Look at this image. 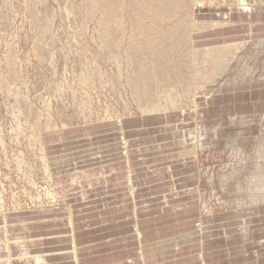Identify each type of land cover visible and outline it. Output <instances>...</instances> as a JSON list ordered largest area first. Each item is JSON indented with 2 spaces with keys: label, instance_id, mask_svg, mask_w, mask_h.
Returning <instances> with one entry per match:
<instances>
[{
  "label": "rangeland",
  "instance_id": "rangeland-1",
  "mask_svg": "<svg viewBox=\"0 0 264 264\" xmlns=\"http://www.w3.org/2000/svg\"><path fill=\"white\" fill-rule=\"evenodd\" d=\"M230 3L231 0L219 4L208 0H0V194L4 200L0 203V235L5 238L3 242H14L16 233L50 240L73 231L72 242H42L34 250L30 248V254L57 255L56 259L47 257L49 264L70 261L78 264V258L79 264H144L152 254H159L163 261L171 259L181 247L193 244L194 237L198 243L201 233H207L203 240L212 246L205 249L210 253L206 264L218 261L216 258L222 264H256L261 258L259 264H264V239L256 240L257 248L248 253L243 249L246 241L238 238L264 230V202L251 205L248 191L257 176L255 163L260 156L264 159V0H235L234 6ZM225 14L236 16L229 19ZM216 22L245 28L236 30L235 34L192 33L215 26ZM233 35L236 39L231 40L235 42L215 44ZM190 37H199L203 44H193ZM230 44L240 49L219 70L213 64H203L202 56L194 62L188 53L202 51L207 45L214 48ZM197 71L204 82L198 84L204 88L194 96L202 97L204 93L209 99L204 104V113L195 117V123L198 127L206 125L205 140L213 143L203 150L198 147L193 159L192 154L181 152L185 149L170 134L158 149L163 138L150 140L144 131L158 126L157 123L164 126L166 115L172 123L181 122L180 114H176L180 109L164 110L161 105L166 100L156 96L164 89L161 84L178 87L179 81L185 86ZM145 75L149 79L147 84L141 80ZM185 102L186 111L196 107L189 99ZM43 104L49 105L43 108ZM151 105L159 106L158 112L143 114L142 110ZM232 117L235 122H231ZM256 117L245 127L238 122ZM48 122H51L49 128ZM31 124L38 125L36 130H32ZM52 128L68 130L60 136L43 137L44 130ZM144 128L140 133L121 136ZM216 130L218 137L214 139ZM126 140L129 144L125 149ZM191 144L188 143L189 150L194 147ZM66 154L71 156L48 164L51 178L46 180L41 156L50 160L52 156ZM25 163L33 169L27 170ZM166 165L178 166L180 189L188 191L192 185L196 187V196L189 207L185 205V209L177 210L172 216L174 213L162 212L167 208L165 201L161 206L155 204L154 210L160 209L157 213L143 209L146 206L135 208L134 195H139L141 201H150L152 194L165 192L153 188L168 180L154 178L150 172L162 170ZM75 168H89V174L74 182L72 178L79 174ZM141 178L146 181H140ZM50 191L53 195L47 196ZM81 192L90 193L95 205L73 211L71 204L79 201L73 199ZM253 208L262 212L252 222H246L247 216L236 217V213L245 214ZM153 214L167 224H161V235L140 241L136 225ZM173 216L180 219L170 223L168 218ZM211 218L213 221L207 223ZM70 221L73 226L69 229L64 224ZM188 221L190 228L169 233L188 227ZM23 226L30 230V235L21 232ZM60 228H64L63 232H59ZM221 251L223 254L217 255ZM18 254L19 250L15 249L12 256L19 257Z\"/></svg>",
  "mask_w": 264,
  "mask_h": 264
},
{
  "label": "bare ground",
  "instance_id": "bare-ground-1",
  "mask_svg": "<svg viewBox=\"0 0 264 264\" xmlns=\"http://www.w3.org/2000/svg\"><path fill=\"white\" fill-rule=\"evenodd\" d=\"M177 1V0H176ZM222 2V0H208V2L209 3H214V4H219V3H221ZM234 1L235 0H231V6H234L235 4H234ZM219 2V3H218ZM244 2V1H243ZM250 2H252V1H250ZM167 3V2H166ZM177 3V2H176ZM171 4V3H170ZM179 4V3H178ZM172 7V6H171ZM176 8V7H175ZM233 8V7H232ZM178 9V8H177ZM245 12H249V11H245ZM225 16L227 17V18H231V19H233L232 18V16H236V14H232V15H228V14H225ZM217 23V22H216ZM194 28V27H193ZM242 28H245V27H243L242 25H234V24H227V25H222V24H220V23H217V24H215V26H214V24H213V26H211L210 28H206V29H198V30H193L192 31V33H198V35L200 36L201 34H214V33H217V32H221V31H223V34H224V31H228V32H231V34H235L236 32V30H238V29H242ZM191 33V32H190ZM192 33H191V37H192ZM43 34V33H42ZM197 35V34H196ZM190 37V38H191ZM210 37V36H209ZM44 38V37H43ZM188 38V37H187ZM231 39H236L235 38V35H233V36H231V38H223L222 39V41L221 40H219V41H215V44H219V45H223L224 46V44H226V43H233V42H235V40H231ZM191 40H192V42H193V44H203V43H201L200 41H198L199 40V37L198 38H194V39H192L191 38ZM187 41H189V40H187ZM102 42V41H101ZM238 42V41H237ZM240 42V41H239ZM205 43H209L208 41H206ZM245 44V43H244ZM231 45V44H230ZM228 46V47H221V46H219L218 47V45H217V47H214V48H210L209 47V45H207V46H204L205 48L201 51L200 49H202V48H200L199 50L200 51H198V50H190V51H188V53H189V55H191V57L193 58L192 60L195 62H197V58L199 57V56H202V63L203 64H213L214 65V67H216L218 70L219 69H221L225 64H227L229 61H227V60H229L228 58L230 57V56H232V55H234V53L235 52H237L239 49H240V46H238V45H231V46ZM189 47V46H188ZM187 53V54H188ZM144 54V53H143ZM167 55V54H166ZM188 55V56H189ZM146 56V55H145ZM235 56V55H234ZM189 58H190V56H189ZM148 60V59H147ZM144 61V60H143ZM192 61V62H193ZM146 62V61H145ZM148 63V62H147ZM199 63V62H198ZM230 63V62H229ZM228 63V64H229ZM193 64H195V63H193ZM201 64V63H200ZM200 64H199V66H200ZM132 65V64H131ZM151 65V64H150ZM152 66V65H151ZM154 66V65H153ZM157 66V65H156ZM205 66V65H204ZM148 67V66H147ZM160 67V66H159ZM228 67V66H227ZM143 68H144V66H143ZM203 69V68H202ZM139 70V69H138ZM223 70V69H222ZM137 71V70H136ZM147 71V70H146ZM154 71V70H153ZM135 73V72H134ZM144 73V72H143ZM145 74V73H144ZM150 74H151V71H150ZM137 75V74H136ZM147 75H148V72H147ZM152 75V74H151ZM161 75V74H160ZM149 76V75H148ZM154 76H156V75H154ZM158 76V75H157ZM200 77V80H198V77ZM217 77H219L220 75H216ZM156 78V77H155ZM138 79V78H137ZM139 79H140V77H139ZM202 76H201V74H200V72L199 71H197V73L195 72V74L194 75H192V80L189 82V83H187L185 86H183L182 85V83L181 82H179L178 81V84H179V86L177 87V86H175L174 84H171V83H167V82H165V84H166V86L164 85V84H161V86H164V89L162 90V91H160L159 92V95L158 96H156V97H158V98H164L165 100H166V102L167 103H165L164 105H161V107L164 109V110H176L175 112H177L178 110L177 109H180L179 111L180 112H178V113H176V114H180V119H181V122H183V123H188V132H184V135H183V138H182V143H181V147H183L185 150H183L182 151V153L183 154H187L188 155V153H190V154H192V158L194 159L195 158V156H196V150L198 149V147L200 148V150H203V148H204V146H206V147H209V146H211V144L213 143V142H211L212 140V138L213 137H210V140L211 141H209V143L205 140V136H207L206 134H205V131L207 130L206 129V126H204L203 124H200L199 125V127H202L201 129H199L198 131H197V129L199 128L198 127V125L195 123V117L197 116V115H199V114H202V113H204V110H205V108H204V104L208 101V96L206 95V94H204V93H201L203 96L201 97H199V96H197V95H195L194 96V94H195V92L197 93L198 92V90H201L202 92H203V86H201V85H204V82H202ZM141 80H142V82H144V84L146 83L147 84V82L149 81V79L146 77V75L145 76H142L141 77ZM140 80V81H141ZM208 80H212L211 79V77H208ZM156 82H157V80H155ZM199 81H201V85H199L198 84V82ZM135 82H137V81H135ZM236 82V81H235ZM177 83V82H176ZM206 83H207V81H206ZM141 84V83H140ZM157 84V83H156ZM155 84V85H156ZM181 84V85H180ZM143 85V84H142ZM141 85V86H142ZM149 85V84H148ZM144 86V85H143ZM160 86V85H159ZM222 86V85H221ZM139 87V86H138ZM154 87V86H153ZM135 88V87H134ZM149 88V87H148ZM156 88H158V87H156ZM142 89H144V87L142 88ZM160 90H161V88H159ZM133 90V89H132ZM132 90H131V92H132ZM139 90V89H138ZM145 90V89H144ZM135 91V90H134ZM157 91V90H156ZM130 92V93H131ZM136 92V91H135ZM134 92V93H135ZM146 92V91H145ZM133 93V92H132ZM152 93H153V90H152ZM151 93V94H152ZM233 93V92H232ZM145 94V93H144ZM149 95V94H148ZM154 95V94H153ZM145 96V95H144ZM138 98V97H137ZM149 98V97H148ZM155 99V98H154ZM191 100V102H195L194 104H195V108H194V110L193 111H186L185 110V107H187V105L185 104L186 102L185 101H187V100ZM160 101V99H157V101ZM198 100V102H196ZM154 102V101H153ZM162 102V101H161ZM189 102V101H188ZM187 102V103H188ZM199 102H200V104H199ZM135 103V102H134ZM143 103V102H142ZM46 104V103H45ZM150 104V103H149ZM190 104V103H189ZM49 105V104H48ZM47 105V106H48ZM43 108H45V107H47V106H45L44 104H43ZM189 106H191V105H189ZM134 107H135V105H134ZM133 107V108H134ZM139 106H137V108H138ZM208 107V106H207ZM159 106L158 107H156V106H153V105H151V106H149V107H147L146 109H144V110H142V112H143V114H155V113H157L158 112V110H159ZM32 109V108H31ZM39 109V108H38ZM49 109V108H48ZM33 110V109H32ZM130 110V109H129ZM140 110H141V108H140ZM35 111V110H34ZM39 111V110H38ZM111 111V110H110ZM49 112H50V110H49ZM125 112H126V110H125ZM129 112V111H128ZM132 112V111H131ZM130 112V113H131ZM167 112V111H166ZM43 113V112H42ZM111 113H112V111H111ZM117 113H119V112H117ZM173 113V112H172ZM35 114V113H34ZM37 114V113H36ZM39 114V113H38ZM44 114V113H43ZM42 114V115H43ZM109 115H110V113H108ZM124 114H127V113H124ZM165 114V113H164ZM33 115V114H32ZM40 115V114H39ZM38 115V116H39ZM106 115V114H105ZM112 115V114H111ZM114 115H116V113L114 114ZM130 115V114H129ZM141 115H142V113H141ZM36 116V115H35ZM121 116V115H120ZM168 115H166V117L164 118V126H163V128H165L166 126H169L170 124H172V121H171V119L169 118V117H167ZM202 116H204V115H202ZM40 117V116H39ZM53 117V116H52ZM107 117V116H106ZM116 117V116H115ZM135 117V116H134ZM145 117V116H144ZM235 117H237V116H235ZM36 118V117H35ZM108 118H110V117H108ZM119 118V117H118ZM125 118V117H124ZM128 118H130V117H128ZM149 118V117H148ZM188 118V119H187ZM258 117H256V118H246V119H240V120H238V122L239 123H241L242 124V126H248V125H250V124H252L253 122V120H255V119H257ZM43 119V118H42ZM41 119V120H42ZM86 119H87V116H86ZM92 119V118H91ZM95 119V118H94ZM112 119V118H111ZM121 119V118H120ZM170 119V120H169ZM187 119V120H186ZM231 119V122H235L236 120H235V118H230ZM100 120V119H99ZM102 120H103V118H102ZM105 120V119H104ZM45 121V120H44ZM88 121V120H87ZM97 121V120H96ZM107 121V120H106ZM112 121V120H111ZM68 122V121H67ZM81 122H83V121H81ZM101 122V121H100ZM105 122V121H104ZM180 122V121H179ZM221 122H223V121H221ZM31 123V122H30ZM50 123L51 122H48V125H47V128H49V126H50ZM92 123V122H91ZM120 124V123H119ZM152 124V123H151ZM22 125V124H21ZM32 126H31V128H32V130H36V128H37V126L38 125H36V126H33V124H31ZM74 126H75V124H73ZM66 126V125H65ZM72 126V125H71ZM80 127V126H79ZM125 127V126H124ZM71 128V127H70ZM83 128H88V127H83ZM90 128V127H89ZM115 128V127H114ZM156 128V127H155ZM160 128H162V127H159V129ZM162 128V129H163ZM249 128V127H248ZM26 129V128H25ZM40 129L41 128H39V132H40ZM66 130H68V129H64V128H62V130H59V129H57V128H52V129H46V130H44V132H46L44 135H43V137H45V138H48V137H50L51 135H53V134H61L62 133V131H66ZM139 130V129H138ZM155 130V129H154ZM172 130V129H171ZM170 130V131H171ZM120 131V130H119ZM134 131V130H133ZM132 130H131V134L133 133L134 134V132H133ZM137 131V130H136ZM135 131V132H136ZM140 131V130H139ZM148 131H149V129H148ZM25 132V131H24ZM37 132V131H36ZM123 133V132H122ZM128 133V132H127ZM126 133V134H127ZM137 133V132H136ZM115 134V133H114ZM168 133H166V135H167ZM197 134L200 136L199 137V139L197 138ZM111 135V134H110ZM125 135V133H123L121 136L122 137H125L124 136ZM153 135V134H152ZM60 136V135H59ZM131 136V135H130ZM154 136V135H153ZM165 136V135H164ZM23 137V136H22ZM25 137V136H24ZM156 137V136H155ZM160 137H162L161 135H160ZM217 137H218V134H217V130L215 131V133H214V139H217ZM120 138V137H119ZM241 138H242V136H241ZM244 138V137H243ZM258 138V137H257ZM157 140H158V137L156 138ZM181 139V138H180ZM258 140V139H257ZM30 141V140H29ZM36 141V140H35ZM89 141V140H88ZM103 141V140H102ZM31 142H32V140H31ZM34 142V141H33ZM92 142V141H91ZM36 143V142H35ZM43 143V142H42ZM59 143V142H58ZM62 143V142H61ZM188 143H192L191 145L192 146H194L193 147V149L192 150H189L188 149ZM66 144V143H65ZM94 144V143H93ZM128 144H129V141H123V146H125V149L127 148V146H128ZM237 144H238V142H237ZM258 144V143H257ZM34 146V145H33ZM42 146V145H41ZM49 146V145H48ZM56 146H58V144L56 145ZM196 146H197V148H196ZM51 147H53V145L52 146H50L49 148H51ZM54 147H55V144H54ZM186 147V148H185ZM261 147V146H260ZM68 148V147H67ZM69 148H71V147H69ZM100 148V147H99ZM192 148V147H191ZM30 149H32V148H30ZM34 149V148H33ZM32 149V150H33ZM46 149V148H45ZM55 149H57V148H55ZM59 149V148H58ZM58 149L56 150V151H58ZM258 150H259V148H257ZM262 149V148H261ZM38 150V149H37ZM257 150V151H258ZM34 151V150H33ZM52 151V150H51ZM55 151V150H54ZM195 151V152H194ZM260 151V150H259ZM31 153H32V151H30ZM96 152V151H95ZM99 152V151H98ZM203 152V151H202ZM211 152V151H210ZM38 153V152H37ZM64 153H66V151H64ZM100 153V152H99ZM233 153V152H232ZM241 153V152H240ZM39 154H41V153H39ZM44 154H46V153H44ZM48 154V153H47ZM21 155V154H20ZM233 155V154H232ZM48 156V155H47ZM66 156H68V157H70L71 155H68V154H66V155H58V156H52L51 158H49L50 160H47L45 157H42L41 156V167L43 168V172L42 173H44L43 175L45 176V179L46 180H50L49 178H51V172H50V169H49V166H48V164L51 162V161H55V163H56V161H59V160H63V158L65 157V158H68V157H66ZM36 157V156H35ZM39 157V156H38ZM38 157H37V159H38ZM131 157V156H130ZM43 158V159H42ZM120 158V157H119ZM133 158V157H132ZM117 159V158H116ZM9 161V160H8ZM12 161V160H11ZM246 161V160H245ZM244 161V162H245ZM256 161V160H255ZM10 162V161H9ZM13 162V161H12ZM19 163H21V162H19ZM40 163V162H39ZM26 164V163H25ZM26 165H28V164H26ZM25 165V166H26ZM34 166V165H33ZM168 166H171V165H167V167ZM246 166V165H245ZM244 166V167H245ZM255 166H256V173H257V176L254 178L255 179V182L253 183V185L252 186H249L248 187V191L250 192V203H251V205H256V204H258V203H261V202H264V175L262 174V170H263V166H264V159H263V157L262 156H260V158H259V160L255 163ZM27 167V170H30L31 168L33 169V167H31V166H26ZM40 167V170L42 169ZM248 167V166H247ZM250 167H251V165H250ZM246 168V167H245ZM83 169V168H82ZM82 169H78V168H75V171H76V173H79V174H77V175H75V178H73L74 179V182H76V181H81L80 180V177H82L83 176V174H82V172H83V170ZM169 169V168H168ZM225 169V168H224ZM244 169V168H243ZM252 169V168H251ZM35 170H37L36 168H35ZM62 169H59V171H61ZM227 170V169H226ZM245 171V170H244ZM243 171V172H244ZM248 172H249V170H247ZM86 172V171H85ZM227 172V171H226ZM27 172H25V174H26ZM31 173V172H30ZM168 174L170 175L171 174V172L170 171H168ZM222 174V173H221ZM241 174H242V171H241ZM217 175V174H216ZM219 175H220V173H219ZM223 175H225V174H223ZM33 176H34V174H33ZM171 176V175H170ZM27 177V176H26ZM32 177V176H31ZM225 177V176H224ZM28 178V177H27ZM39 178V177H38ZM63 178V177H62ZM226 178V177H225ZM29 179V178H28ZM42 179V178H41ZM211 179V178H210ZM46 180H44V182L46 181ZM212 180V179H211ZM234 180V179H233ZM30 181V180H29ZM216 181V180H215ZM220 181V180H219ZM35 184V183H34ZM46 184V183H45ZM50 183H48V185H49ZM209 185V184H208ZM35 186V185H34ZM210 186V185H209ZM40 187V186H39ZM46 187H48L47 185H46ZM45 187V188H46ZM52 187V186H51ZM220 187V186H219ZM224 187V186H223ZM33 188H35V187H33ZM32 188V189H33ZM130 188H131V186H130ZM50 189V188H49ZM37 190V189H36ZM36 190H35V192H36ZM43 190V189H42ZM45 190V189H44ZM194 190V191H193ZM193 190H183L182 192H178V191H181V190H173V191H171L170 193H167V194H164V195H161V196H152V198L153 199H149L150 201H147V200H144V201H141L140 199L138 200V199H135V208H137V209H141V208H143L144 206H146V207H144L143 209H147L148 211H151L152 210V212H155V213H157V211H159L158 209H157V211L156 210H154V208H156L157 206L155 205V204H157L158 203V206H161V205H163L164 204V201H165V204L164 205H166V207L167 208H164L163 210H162V212L163 211H167L166 213H174V214H171V216L172 215H176L175 213L177 212V210H179V209H185V205H187L188 204V202L190 201V200H193L194 198H195V196H196V194L194 193V192H196V189L194 188ZM241 190V189H240ZM133 191V190H132ZM52 191H50V192H48V194H47V196H52L53 194L51 193ZM76 193V192H75ZM199 193V192H198ZM215 193V192H214ZM38 194V193H37ZM55 194V193H54ZM57 194V193H56ZM61 194V193H60ZM89 194L90 193H84V192H81L79 195H78V197L77 198H75V199H73V200H76V199H79V201H83V202H87L89 199H90V196H89ZM95 194V193H94ZM42 195V194H41ZM199 195H200V193H199ZM29 196V195H28ZM42 196H44V195H42ZM135 196V195H134ZM133 196V197H134ZM201 196V195H200ZM203 196V195H202ZM40 197V196H39ZM42 198L43 197H41V200H42ZM59 198V197H58ZM68 198H71V197H68ZM44 199H45V197H44ZM200 199V198H199ZM38 200V199H37ZM47 200H49V199H47ZM51 200V199H50ZM54 200V199H53ZM63 200V199H62ZM3 196L0 194V203H3ZM56 201V200H55ZM201 201V200H200ZM30 202H31V200H30ZM50 202H52V201H50ZM90 202H92V201H89V203ZM152 202H154V205L155 206H153V204H152ZM160 202H162V203H160ZM43 202H41V204H42ZM47 203V202H46ZM46 203H44V204H46ZM56 203V202H55ZM88 203V202H87ZM88 203V204H89ZM39 204V203H38ZM44 204H42V205H44ZM48 204H50L49 202L47 203V206H48ZM54 204V203H53ZM52 204V205H53ZM79 204V203H78ZM87 204V205H88ZM152 204V205H151ZM29 205V204H28ZM51 205V204H50ZM55 205V204H54ZM76 205V204H75ZM208 205V204H207ZM56 206V205H55ZM78 206V205H77ZM142 206V207H141ZM72 207V210L73 211H75V209H74V207L73 206H71ZM82 207V206H81ZM189 207V206H188ZM204 208H205V205L203 206ZM238 207V206H237ZM15 208V207H14ZM22 208V207H21ZM28 208V207H27ZM222 208V207H221ZM13 209V208H12ZM16 209H17V207H16ZM56 209H58V208H56ZM123 209V208H122ZM8 210V209H7ZM202 210V209H201ZM49 211V210H48ZM68 211V210H67ZM203 211V210H202ZM23 212H25V211H23ZM27 212V211H26ZM29 212V211H28ZM60 212V211H59ZM185 212V211H184ZM37 213V212H36ZM67 213V212H66ZM5 214V213H4ZM3 214V215H4ZM8 214V213H7ZM45 214V213H44ZM44 214H42V215H44ZM51 214V213H50ZM53 214V213H52ZM71 214V213H70ZM73 214V213H72ZM158 214H159V212H158ZM25 215V214H24ZM41 215V214H40ZM74 215V214H73ZM5 216V215H4ZM31 216V215H30ZM32 216H34V215H32ZM35 216H36V214H35ZM71 217V216H70ZM8 218V217H7ZM172 218V217H171ZM171 218H168V219H171ZM173 218H175V216H173ZM71 219H72V217H71ZM154 219V218H153ZM1 220V219H0ZM36 221V220H35ZM38 221V220H37ZM72 221L74 222V220L72 219ZM72 221H70V222H67V223H65L64 225H68V228L70 229L72 226H73V222ZM149 221V220H148ZM151 221V220H150ZM3 223V222H2ZM41 223V222H40ZM44 223H45V221H44ZM142 223V222H141ZM155 223H157V222H155ZM32 223H30L29 225H31ZM36 223L34 222V225H35ZM25 225H27V224H25ZM29 225H28V227H29ZM37 225V224H36ZM35 225V226H36ZM41 225H43L42 223H41ZM137 225H138V223H137ZM137 225H136V228H137ZM145 226V225H144ZM153 226V225H152ZM2 227V226H1ZM4 227V226H3ZM19 227H21V226H19ZM33 226H31V228H32ZM143 227V226H142ZM30 228V229H31ZM145 228V227H144ZM64 228H60V230H59V232H63L62 230H63ZM8 230H9V228H8ZM11 230V229H10ZM73 230V229H72ZM248 231V230H247ZM21 232H23V234H28V235H30L31 234V232H30V230H27V227H22L21 228ZM240 232V231H239ZM248 234H249V232H248ZM247 234V235H248ZM12 235V234H11ZM7 236V235H6ZM13 236V235H12ZM13 237H15L14 238V242H3L4 241V236H2V234L0 235V264H49V263H47V260H49V258H50V260H51V258L53 257V258H55V257H57V255L56 256H52V257H50V255H42V254H40V255H31L30 254V248L32 249L33 247H35L36 245H41L42 244V242H45V243H47V242H51L50 240H56L55 242H63V240H69L68 242H72L73 241V238H75V233L73 232V231H71L68 235H66V234H61V235H58V237L56 236L55 238L54 237H52V239H50V240H48V239H45L44 238V240L43 239H33L34 237H31V235L30 236H27V235H20V234H15V236H13ZM51 237V236H50ZM16 239V240H15ZM6 240L8 241V238L6 237ZM13 241V240H12ZM65 245H66V243H64ZM41 248V247H40ZM39 248V249H40ZM15 249H18L19 250V257H13L12 256V254L14 255V251H15ZM35 249H37V248H35ZM32 250H34V248L32 249ZM41 250V249H40ZM75 250V249H74ZM62 252V251H61ZM67 252V251H66ZM63 253V252H62ZM61 253V254H62ZM65 254V253H64ZM75 254V253H74ZM77 255V254H76ZM49 256V258H47ZM162 256V255H161ZM258 256V255H257ZM12 258H13V260H12ZM149 258H151V257H149ZM148 258V259H149ZM56 259V258H55ZM58 259V258H57ZM60 259V258H59ZM159 260V259H158ZM65 261V260H64ZM67 261V260H66ZM78 264H79V262L81 261V260H79V258H78ZM62 262V261H61ZM68 262V261H67ZM131 262V261H130ZM144 262V261H143ZM147 262V261H146ZM153 262V261H152ZM69 263V262H68ZM75 263V262H74ZM60 264V263H59ZM62 264V263H61ZM63 264H64V262H63ZM69 264H72V262L70 261V263ZM142 264V263H141Z\"/></svg>",
  "mask_w": 264,
  "mask_h": 264
},
{
  "label": "crops",
  "instance_id": "crops-1",
  "mask_svg": "<svg viewBox=\"0 0 264 264\" xmlns=\"http://www.w3.org/2000/svg\"><path fill=\"white\" fill-rule=\"evenodd\" d=\"M156 125H158V126H156V128L155 127H151V128H149V131H148V129L146 130L147 132L144 131V134H147L149 136L148 138L150 140H157L156 139L157 137H158V139L163 138V139H161L158 142L159 143L158 146H157L158 149H161L162 148L161 145L164 143V138L166 137V133H168L167 135L170 134L172 136V139L176 143H178V145L179 144L181 145L182 138H183L182 135H184V132H188V123H183V122L172 123L169 126H166L165 128H163V125L162 124L159 125L157 123ZM204 126H206V125H204ZM159 127H162L163 129L162 128L159 129ZM139 130L138 129H135L134 131L133 130L132 131L134 133H136V132L137 133H140L143 130H145V128L144 129H139ZM127 132H125V137L127 135H131V131H129L128 133ZM132 135H133V133H132ZM160 135L162 137H160ZM131 142L133 143V141H131ZM87 169H89V168H86L84 170L82 169L83 170V172H82L83 176L82 177H85V176H87L89 174V172H88ZM161 169L162 170H153L152 172H150L151 173L150 175L152 177H154V178H160V179L162 177L163 178H166L168 180V183L161 184V185H158V186L154 187L153 189H156L158 191H165V192H163V193H156V194L154 193V195L152 194V196H161V195L166 194V192L170 193L173 190H185L186 189V188L185 189H180L179 188V183L177 181V177H178L177 176V174H178V166L177 165H171V166H168V167L166 165L165 168H161ZM168 171L171 172V174H170L171 176L168 174ZM132 177H134V176H132ZM132 177H131V180H132ZM140 181L145 182L146 179L145 178H141ZM188 186L190 187V185H188ZM190 188L191 189H194L196 187H194L192 185V187H190ZM190 188H188V190H190ZM133 198L139 200L140 196L139 195H135ZM141 200H143V199L141 198ZM89 201H92V200L89 199L87 202L89 203ZM87 202L78 201V202H75L74 205L71 204V206L74 207L75 211H79V210L84 209L86 207L89 208V207L95 205V202L94 201L90 202L89 204ZM190 202H192V200H190L188 202V206L190 205ZM263 208H264V206H263ZM258 210L259 209H256V208L254 209L253 208L250 211H248V213H245V214H244V211H242V213L240 211V212L236 213V217H240L241 218V216H247V217H245V218H247V219H245L246 222H252L254 219L258 218L257 217L258 214L259 215L261 214L262 211H258ZM153 215H155V216L150 217V218H147L146 220L142 221V223L141 222L138 223V225H137L138 229L137 230H139L138 231V236H139L140 241H143V239L154 238V236H157V235H161L162 234V233H160V231H159L160 229L159 228H160L161 224L165 226L167 224V222L165 220H164V222H162L163 220L160 219V217H157L156 214H153ZM254 217H256V218H254ZM177 219L178 218H176V217H175V219L174 218H171L170 219V223H174L175 221H177ZM210 220L213 221V218L207 220V223H209ZM155 222H157V223H155ZM188 222H190V221H188ZM146 224H147L148 227H146ZM190 227H191V222H190V225H188V227H185L183 229H178V230L173 229V230H171V232L169 231V233H175V232H178V231L181 232L182 230H185V229L190 228ZM147 231H149V232H147ZM206 234L207 233H203V234L201 233V235H200L201 241H199L198 243H197L196 238L194 237L195 240H192L191 241V242H193V244L192 243H190V244L188 243V247H181L179 253H177V255L171 256L172 257L171 259H168V260L163 261V259H161V257H160L159 254H152V256H147V259L144 260V264H200V263L201 264H206L205 261L210 256V253L208 251H205V249L206 250H210L209 248H210V246H212L211 244L208 243L209 241L208 242H205L203 240V238H204V236H206ZM190 237H192V236H190ZM238 238L241 239V240L243 239L242 241H246L247 242V243L246 242H243L244 244H246L243 247V249H245V251H247L248 253H250L251 251H253L258 246L256 244V240H258V239H264V230L255 231V232L249 233L248 235H241L240 237L238 236ZM253 238H254V240H253ZM223 242H224V240H223ZM237 246H239V245H237ZM140 249H141V247H140ZM221 249H224V248L221 247ZM215 250L219 251L218 249H215ZM138 251H139V249H138ZM222 252L223 251L217 252V255L223 254ZM253 254L254 255H257V253H255V252ZM212 256H216V255H213L212 254ZM149 257H151V258H149ZM216 260H218V261L211 262V263H207V264H222L221 263L222 261H220L219 258H216ZM261 260H263V259H261V258L257 259V263L256 264L261 263L260 262ZM263 263H264V261H263Z\"/></svg>",
  "mask_w": 264,
  "mask_h": 264
}]
</instances>
